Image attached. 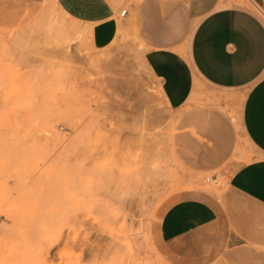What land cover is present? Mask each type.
<instances>
[{"label": "rangeland", "instance_id": "1", "mask_svg": "<svg viewBox=\"0 0 264 264\" xmlns=\"http://www.w3.org/2000/svg\"><path fill=\"white\" fill-rule=\"evenodd\" d=\"M119 23L105 47L66 42L84 26L55 0H0V264H264L249 244L189 261L206 256L159 241L168 206L219 197L254 151L241 95L169 107Z\"/></svg>", "mask_w": 264, "mask_h": 264}, {"label": "crops", "instance_id": "2", "mask_svg": "<svg viewBox=\"0 0 264 264\" xmlns=\"http://www.w3.org/2000/svg\"><path fill=\"white\" fill-rule=\"evenodd\" d=\"M55 1L90 28L96 47L115 39L120 19L135 31L169 107L180 108L204 87L242 96L240 125L254 154L231 170L219 197L188 196L168 206L157 233L177 253L206 256L189 261L218 260L247 244L264 248V0H95L91 8Z\"/></svg>", "mask_w": 264, "mask_h": 264}, {"label": "bare ground", "instance_id": "3", "mask_svg": "<svg viewBox=\"0 0 264 264\" xmlns=\"http://www.w3.org/2000/svg\"><path fill=\"white\" fill-rule=\"evenodd\" d=\"M241 1L244 2L245 0H241ZM83 26H84V25H83ZM86 26H87V25H85L84 27L86 28ZM124 27H125V26H124ZM85 28L82 29L83 31H80V32H78V33L76 32V36H75V37H73V38L63 37V40L67 42V41H72V40L77 39V38L81 39L84 35H85V37H87L88 40H89V39H90V38H89V35H90V34H89L88 32L90 31V30H89L90 28L88 29V32H87V30H86ZM87 28H88V27H87ZM60 29H61V28H60ZM62 29H63V28H62ZM120 30H121V25H120V29H118V33H123V28H122V31H120ZM124 30H125V29H124ZM72 31H73V30L71 29V32H72ZM125 31H128V30L126 29ZM131 31H133V30H131ZM128 32H129V31H128ZM133 32H134V31H133ZM57 33H62V32H57ZM129 33H130V32H129ZM62 34H63V33H62ZM62 34H61V35H62ZM61 35H59V36H61ZM66 35H67V34H66ZM127 35H128V34H127ZM130 35H131V34H130ZM61 37H62V36H61ZM136 37H137V36H136ZM136 37H135V38H136ZM65 38H66V39H65ZM87 38H86V39H87ZM90 40H91V39H90ZM88 42H89V41H88ZM138 42H139V41H138ZM62 43H63V42H62ZM68 43H69V42H68ZM85 43H86V40H85ZM140 43H141V41H140ZM89 44H90V43H89ZM85 45H86V44H85ZM142 45H144V44L142 43ZM67 50H68V49H67ZM128 192H129V191H128ZM170 201H171V200H170ZM169 207H170V206H169ZM164 208H165V207H164ZM165 210H166V209H165Z\"/></svg>", "mask_w": 264, "mask_h": 264}, {"label": "snow or ice", "instance_id": "4", "mask_svg": "<svg viewBox=\"0 0 264 264\" xmlns=\"http://www.w3.org/2000/svg\"><path fill=\"white\" fill-rule=\"evenodd\" d=\"M95 0H76L78 7L91 8L94 6Z\"/></svg>", "mask_w": 264, "mask_h": 264}, {"label": "built area", "instance_id": "5", "mask_svg": "<svg viewBox=\"0 0 264 264\" xmlns=\"http://www.w3.org/2000/svg\"><path fill=\"white\" fill-rule=\"evenodd\" d=\"M125 12H126V9L124 8V9H122V10L120 11V15H124Z\"/></svg>", "mask_w": 264, "mask_h": 264}]
</instances>
